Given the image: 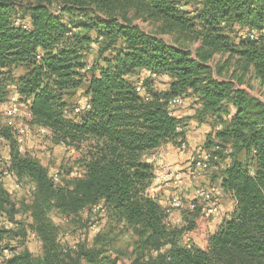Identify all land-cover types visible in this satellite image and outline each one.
Instances as JSON below:
<instances>
[{
    "label": "trees",
    "instance_id": "1",
    "mask_svg": "<svg viewBox=\"0 0 264 264\" xmlns=\"http://www.w3.org/2000/svg\"><path fill=\"white\" fill-rule=\"evenodd\" d=\"M126 3L198 48L120 20L117 9ZM95 46L98 58L90 62ZM230 67L234 74L225 78ZM142 71L152 76L132 80ZM249 71L264 85V0H0V104L17 94L31 126L48 128L55 145L80 153V175L65 170L57 183L48 167L19 151L13 129L0 125L10 149L9 161L0 159V264H118L114 230L98 233L91 247H64L51 217L91 213L100 204L112 223L132 231L131 264H264V102L234 82ZM161 76L171 80L166 90L156 86ZM80 92L81 113H72L69 100ZM177 97L200 106L196 118L211 126L202 151L223 167L221 187L236 204L204 249L186 241L201 206L187 224L173 226V213L148 194L155 167L146 156L186 140V121L169 110ZM9 176L31 194L26 213L39 256L18 250L30 232L4 186Z\"/></svg>",
    "mask_w": 264,
    "mask_h": 264
},
{
    "label": "rangeland",
    "instance_id": "2",
    "mask_svg": "<svg viewBox=\"0 0 264 264\" xmlns=\"http://www.w3.org/2000/svg\"><path fill=\"white\" fill-rule=\"evenodd\" d=\"M133 7H130L127 3L119 7L116 12V17L121 20L122 16L128 17L130 21H132L133 24L139 26L143 31L147 33H152L155 35H158L159 37L163 38L167 43L169 44H180L181 46H184L188 49H190L192 52H195L196 49L199 46L198 42H192L190 40H186L185 38L181 37L179 38L178 34H169V33H164L162 29L161 24H155L152 22H146L142 19V17L138 16L135 12ZM56 12V11H55ZM58 13V12H56ZM99 46H95L94 52L92 55H90V62H94L98 58L97 50ZM106 56H109V53L106 54ZM221 59V55H217L214 59V62H211L210 64L212 66L215 65L217 61ZM102 62V61H101ZM103 64V62H102ZM235 68L230 67V69H226L224 71L225 73V78H228L230 75L234 74ZM238 75L240 76V81L239 83L237 80H234L236 87L245 90L247 93H249L251 96L256 97L260 99L262 102H264V85L261 84L260 80H258L253 71L246 72L244 75L238 72ZM161 85H165L164 79L162 80H157L156 86L159 88H162ZM83 92H80L79 95H82ZM79 97L82 99V96H74L70 98L69 102L72 103L70 105V111L72 113H81L82 106L78 105V100ZM189 103V102H188ZM186 104V100H185ZM184 104V106H185ZM192 105V104H191ZM183 107V106H182ZM182 107L177 108L176 110L181 109ZM9 109V103L7 102L6 104H0V123L4 122L6 120V114ZM77 109H80L78 112ZM15 121L17 122L18 125L25 126L28 128V136L26 139L32 137L34 140L39 141L38 144L40 146V149L37 151V153L41 154L43 152H47L49 156H40V159H36L41 162V160H44L43 165H46L48 168H50V173L52 176L55 175H60L61 173L65 172V170L74 168V174L73 176H79L80 175V169L77 167V160L80 159V153L75 150V149H60L58 147H55V145L51 139V137H48L47 135H42L39 133L38 129H35V127L30 125V120H28L26 116V110L23 107L20 114L15 118ZM2 144H0V151H1V156L0 159H3L5 157V151L6 147L8 148V144L5 141L0 140ZM52 143V147L49 146V144ZM41 147L44 150H41ZM36 153V152H35ZM36 153V154H37ZM75 173L77 175H75ZM65 174V173H64ZM202 176H205L203 174ZM17 184H21L22 186L19 188V190H14L12 191L11 195L13 200L17 204V209L18 214H17V220L21 221L24 223L26 228L30 233L27 234L26 239L22 242L21 248L18 249L19 252L23 250L30 251L33 255L39 256L41 255V244L37 238H34L32 236V232L30 231V226L32 220L30 219L27 211V205L30 203V194L28 192L27 185L22 182H18ZM200 188H205L203 185L200 187H194L193 195L197 199L196 192ZM183 192L187 193L185 188ZM188 194V193H187ZM225 196L218 198V201H221L224 199ZM174 199H178L181 203V209L183 204L186 201V198L183 197V194H180L179 196H174L170 197L168 200L164 199V204L163 208L165 209ZM199 199V198H198ZM200 204L202 205L203 203L199 199ZM198 203L197 201H192L188 205V210L190 211L188 213V216L191 215L192 211L195 209H192L191 206L192 204ZM198 205V204H197ZM179 209V210H181ZM177 211H174L171 217L176 213ZM187 212V211H186ZM216 214V213H215ZM211 215L208 218L204 217V214L200 212L199 217L196 219L195 223V229L191 232H197L199 235H202L206 237L208 235L207 233V223L208 221L213 219V216ZM188 216H184V223L183 225L187 224L186 219ZM52 220L54 223L59 227L60 234H59V241L62 246L64 247H75L78 244H85L88 247H91L94 245L95 237L97 236L98 233L104 231L108 232L110 230H114L113 235H119L118 238H113V247H114V254L118 255L119 261L118 264H131V260L133 258V253H134V236L131 233V230L124 229L123 224L116 225L115 223H112L110 218L107 216L106 212H99V213H94L91 211H85V212H80L77 216H74L72 218L65 217L61 214L58 213H53L52 214ZM104 222V224H102ZM102 225V226H101ZM14 228V226H13ZM188 239V237H187Z\"/></svg>",
    "mask_w": 264,
    "mask_h": 264
},
{
    "label": "crops",
    "instance_id": "3",
    "mask_svg": "<svg viewBox=\"0 0 264 264\" xmlns=\"http://www.w3.org/2000/svg\"><path fill=\"white\" fill-rule=\"evenodd\" d=\"M21 72L22 70L18 71L17 73L20 74ZM149 76H152L150 72L142 71L140 72L139 75L134 76L132 80L143 79ZM161 79L162 80L164 79L165 85H161L162 88L160 89L162 90L168 89L169 83L171 81L170 78L166 76H161L158 77L157 80H161ZM194 102H195L194 99L189 98L186 100L185 106H183L179 110L173 111L174 115H176L179 118H183L186 121L185 143L181 147H177L174 144L169 143L163 145L152 154L146 156V159L149 162L153 163L155 167V174L158 176L165 177L161 186L157 188V197L159 198V202L161 206L163 207L165 201L164 199L168 200L170 197L179 196L180 194H183V197L186 198V201L183 204L182 209L176 210L177 212L170 218L171 225L173 226H183L184 216H188V213L190 212L188 210V206H189L188 204L191 203L192 201L194 200L197 201L198 206H201L203 208V204L201 205L199 199L198 198L196 199L193 195L194 187H200L202 185L204 187H208L214 184H221V179L219 178L220 175L219 170L223 169V167H217L212 164H208L207 169L204 172L205 176H198L194 172L195 161L203 153L202 148L206 143V138L208 133L211 131V126L208 123H202L198 120V118H196L195 116L196 111L200 106L194 104ZM23 107L25 108L27 114L28 107L25 104H23ZM35 129L38 128L35 127ZM38 142L39 141L34 140L32 137H30L29 139L27 138L24 145V152L28 153L33 158H35L37 155L38 159H40L39 155L49 156L47 152H43L41 154L37 153V151L40 149ZM0 144H2L1 141ZM53 145L52 143L49 144V146L51 147ZM55 147H58L60 149V146H55ZM41 150L44 149L41 147ZM4 153H5V157H3V159L9 161L10 159L9 147L8 148L6 147V151ZM41 162L44 163V160H41ZM171 171L182 172L183 183L181 184L178 183L174 175L172 174L167 175ZM215 177L217 178L215 179ZM18 182L19 181L15 177L9 176L5 178L4 186L10 193H12V191L17 189L19 190V188L22 186L21 185L20 187H17L18 184L16 185V183ZM184 188L188 194L183 192ZM216 204L218 205V211L213 216V219L208 221L206 226L208 235L204 237L202 235H199L197 233L198 231L190 232L186 235V241H191L200 248L203 249L207 248L209 236L214 234L218 230L219 226L232 215L236 207L235 201L228 195H225L224 199H222L221 201H217ZM102 224H104V222H102ZM32 236L34 238H37L35 233H32ZM40 248L42 252V246Z\"/></svg>",
    "mask_w": 264,
    "mask_h": 264
},
{
    "label": "built area",
    "instance_id": "4",
    "mask_svg": "<svg viewBox=\"0 0 264 264\" xmlns=\"http://www.w3.org/2000/svg\"><path fill=\"white\" fill-rule=\"evenodd\" d=\"M15 25H19V22H16ZM250 37H251V39H254L253 35H251ZM142 89H143V82L140 81L137 85V91L141 92ZM184 104H185L184 98H182V97L174 98L169 102V110L173 112L177 108L184 106ZM22 107H23V104L21 103L19 96L17 94L11 95V97L9 99V109L7 111V114H6V120L4 122L0 123V125L4 124L5 126L13 129V131L15 132V135H16L18 145H19V151L21 153L24 152V145L26 142V137L28 136V133H29L27 127H25V126L23 127L21 125H18L17 122L15 121V118L20 114ZM85 108L89 109V105H86ZM77 111L79 112L80 109H77ZM26 116H27L28 120H31V114H30L29 110H27ZM38 131L42 135H47L48 137H52V133L48 128L40 126V127H38ZM212 158L213 157L211 154L203 151L201 156L195 161L194 172L198 176H202L204 174L205 170L207 169L209 161ZM8 173L9 172L6 170L4 172V175L8 176L9 175ZM171 174L174 175V177L178 183H180V184L183 183L182 172L171 171L167 175H171ZM75 175H77V174L75 173ZM52 177H53L55 182L58 183L60 181L59 175H55ZM164 179H165L164 176H158L155 174V178L153 180L151 187L148 190V194H150L151 196H157V188L161 186ZM20 186H21V184L17 185V187H20ZM196 195L201 200V202L203 203L202 212L204 214V217L208 218L218 211V205L216 204V202L218 201L217 199L225 196L226 194H225L223 188L221 187V184H214V185H210V186L205 187V188L198 189L196 192ZM168 204L169 205L165 208V211L168 215H171L174 211L181 209V203L178 199H174L172 202H170ZM195 207H196V205L192 204L191 208L195 209ZM92 211L94 213L95 212L96 213L105 212V207L102 204H100V205L94 206ZM0 226H2V223H0ZM4 252H5V254L8 253L7 250H4Z\"/></svg>",
    "mask_w": 264,
    "mask_h": 264
}]
</instances>
